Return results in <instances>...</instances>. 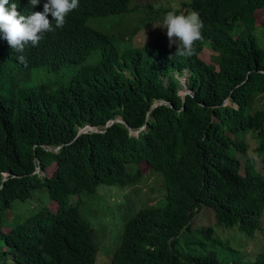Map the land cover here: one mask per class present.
Here are the masks:
<instances>
[{
	"label": "trees",
	"instance_id": "trees-1",
	"mask_svg": "<svg viewBox=\"0 0 264 264\" xmlns=\"http://www.w3.org/2000/svg\"><path fill=\"white\" fill-rule=\"evenodd\" d=\"M182 8L204 25L190 57L88 25L138 9L147 25L170 12L133 0H79L58 29L49 13L55 30L22 53L0 42V264H96L81 197L102 185H140L142 164L162 177L164 195L133 211L111 264H242L215 250L225 242L215 228L193 221L207 209L218 227L252 238L261 230L264 47L256 32L264 29V0H190ZM205 48L212 64L200 57ZM85 128L92 130L79 135ZM249 133L262 168L247 154ZM53 164V174L42 175ZM37 193L49 205L21 222L7 219ZM244 264H264V256Z\"/></svg>",
	"mask_w": 264,
	"mask_h": 264
},
{
	"label": "rangeland",
	"instance_id": "rangeland-1",
	"mask_svg": "<svg viewBox=\"0 0 264 264\" xmlns=\"http://www.w3.org/2000/svg\"><path fill=\"white\" fill-rule=\"evenodd\" d=\"M190 2V0H133V4L140 6H151L154 11H173L181 10L182 14L188 15L193 10L182 8V3ZM147 16L143 9H138L136 13L120 17H108L104 19H91L88 25L93 29L110 33L118 40L126 39L135 46L160 43L171 48H178L177 44L170 46L167 36V29L163 27V15L153 17L154 20L146 24L139 22L141 18ZM262 19L263 16H260ZM259 43L264 47V29L256 32ZM212 52L205 48L200 54L201 59L212 64ZM182 84H185V79L179 78ZM188 93L185 89L181 94ZM227 104H230L229 102ZM262 108V100H257L253 111L256 112ZM137 135V133H133ZM248 144V156L255 161L258 167L262 166V157L256 151L257 141L254 136L249 133L243 135ZM245 162V161H244ZM144 173H146L140 185L130 189H123L119 186L102 185L94 195L83 194L81 197L80 210L83 218L88 221L95 232L97 247L99 253L97 255L96 264H111V258L118 249L121 238L133 211H138L148 206L158 204L164 195L162 187V177L155 173H149V167L142 164ZM56 169V165H51L46 173L42 175L51 176ZM75 202L76 199L74 198ZM49 197L47 194L37 193L34 195L31 202L21 204L17 203L14 209L7 214V219L11 222L23 221L27 216L31 215L44 205H49ZM211 226L215 228V233L222 242L215 250L218 254H229L235 257V260L243 262L255 260L260 256H264V216L261 219V230L259 229L254 237H250L241 232L238 228L227 230L224 227H218L213 212L207 209L194 219L193 227L196 226ZM7 230V229H5ZM256 236V237H255ZM229 243V244H227Z\"/></svg>",
	"mask_w": 264,
	"mask_h": 264
},
{
	"label": "clouds",
	"instance_id": "clouds-1",
	"mask_svg": "<svg viewBox=\"0 0 264 264\" xmlns=\"http://www.w3.org/2000/svg\"><path fill=\"white\" fill-rule=\"evenodd\" d=\"M78 6L79 0H47V2L0 0V42L7 40L11 50L22 53L26 44L31 42L33 46H36L42 39V33L55 30L48 19L49 13L54 18L55 28H63L66 16ZM153 26L167 29L170 46L178 43L175 54L183 57H190L194 54V45L202 40L201 30L204 27L198 13L192 12L185 15L177 14L175 11H170L165 15L163 26ZM18 60L21 63H27L23 55H19ZM89 129L92 130V128ZM257 259L246 262L235 260V262L244 264Z\"/></svg>",
	"mask_w": 264,
	"mask_h": 264
},
{
	"label": "water",
	"instance_id": "water-1",
	"mask_svg": "<svg viewBox=\"0 0 264 264\" xmlns=\"http://www.w3.org/2000/svg\"><path fill=\"white\" fill-rule=\"evenodd\" d=\"M187 94V92L186 93H184L183 94V96H185ZM118 121H120V122H123V120L122 119H118ZM113 123V121L112 122H110L108 125H111ZM145 127H143L142 128V130L144 129ZM88 130H90L89 128H85V129H83V130H81L80 132H79V135H81L82 133H85V132H87Z\"/></svg>",
	"mask_w": 264,
	"mask_h": 264
}]
</instances>
